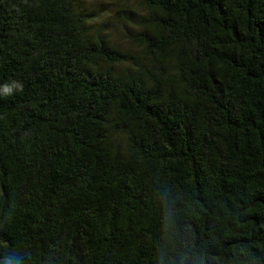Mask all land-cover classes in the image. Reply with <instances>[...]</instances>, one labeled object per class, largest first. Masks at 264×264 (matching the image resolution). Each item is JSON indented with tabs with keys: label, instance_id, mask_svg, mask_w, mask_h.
I'll use <instances>...</instances> for the list:
<instances>
[{
	"label": "trees",
	"instance_id": "trees-1",
	"mask_svg": "<svg viewBox=\"0 0 264 264\" xmlns=\"http://www.w3.org/2000/svg\"><path fill=\"white\" fill-rule=\"evenodd\" d=\"M136 1L0 0V261L264 264V0Z\"/></svg>",
	"mask_w": 264,
	"mask_h": 264
},
{
	"label": "rangeland",
	"instance_id": "rangeland-1",
	"mask_svg": "<svg viewBox=\"0 0 264 264\" xmlns=\"http://www.w3.org/2000/svg\"><path fill=\"white\" fill-rule=\"evenodd\" d=\"M88 3L89 10L99 15L97 27L110 22L108 23L109 27H102L104 31L109 33L110 42L121 50L132 49L126 39V31H129V28L122 25L121 17L117 20L115 16L122 11H139L141 9L140 4L136 0H88Z\"/></svg>",
	"mask_w": 264,
	"mask_h": 264
},
{
	"label": "clouds",
	"instance_id": "clouds-1",
	"mask_svg": "<svg viewBox=\"0 0 264 264\" xmlns=\"http://www.w3.org/2000/svg\"><path fill=\"white\" fill-rule=\"evenodd\" d=\"M22 87L23 86L21 84L14 82L12 86H4L2 92L4 94H11L13 88H15L16 91H20ZM0 264H21V260L19 257H10V258H6L3 261H0Z\"/></svg>",
	"mask_w": 264,
	"mask_h": 264
}]
</instances>
